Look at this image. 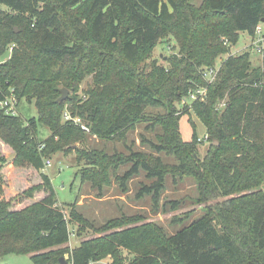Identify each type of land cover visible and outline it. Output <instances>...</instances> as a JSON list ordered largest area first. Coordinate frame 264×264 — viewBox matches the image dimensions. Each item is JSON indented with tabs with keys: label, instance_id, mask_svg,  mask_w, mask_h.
<instances>
[{
	"label": "trees",
	"instance_id": "16d2710c",
	"mask_svg": "<svg viewBox=\"0 0 264 264\" xmlns=\"http://www.w3.org/2000/svg\"><path fill=\"white\" fill-rule=\"evenodd\" d=\"M0 6V53L10 50L0 63V99L12 89L18 103L36 109L28 118L0 109V257L29 254L33 264L106 257L110 264H264V193L243 191L264 183L263 71L251 67L248 52L230 54L223 42L234 44L239 32L254 35L264 24V0H203L199 8L184 0H0ZM168 35L178 51L164 65L155 58L141 64ZM224 53L206 84L201 67ZM91 73L93 82L78 95ZM203 85L204 100L176 110L182 97ZM61 88L69 95L58 101ZM158 108L164 113L151 111ZM190 109L211 140L202 157L195 125L189 141L179 130ZM64 112L89 131L65 120ZM139 123L161 128L156 140L141 134L140 143L173 155L177 164L131 146L128 153L87 146L88 134L125 143ZM39 124L49 129L41 140ZM55 153L74 154L81 164L75 177L98 190L114 178L127 191V181L144 172L150 183H141L136 197L150 195L155 206L168 174L192 176L198 201L228 198L171 234L154 222L137 223L136 215L97 226L78 210L77 200L66 205L68 216L58 203L43 172L45 159ZM124 165L129 167L120 174ZM13 174L24 179L20 191ZM70 224L77 225L76 235L87 229L95 236L70 248ZM121 249L134 257L124 261Z\"/></svg>",
	"mask_w": 264,
	"mask_h": 264
},
{
	"label": "rangeland",
	"instance_id": "374dc122",
	"mask_svg": "<svg viewBox=\"0 0 264 264\" xmlns=\"http://www.w3.org/2000/svg\"><path fill=\"white\" fill-rule=\"evenodd\" d=\"M202 2L203 0H184V3L188 6L190 5L195 8H199ZM0 8L4 9L3 6H0ZM179 20L180 12L177 15L176 21ZM261 28L262 34L264 35V24H261ZM179 31L180 30H178V32ZM223 42L229 47L228 53L230 54L248 52L251 67L262 69L264 81V39L259 44L261 52H258L256 46L252 44V37L247 32H239L234 44H229L226 39H223ZM178 48L175 37L170 38L168 35L164 40L157 43V45L151 50L148 58L143 60L141 64L147 66L149 61L155 58L159 64L164 65L165 57L170 53H176ZM9 54V49L0 53V63L6 60ZM226 56L227 53L220 54L215 59L213 65L202 66V72L208 67H213L214 70H217L221 61ZM92 82L93 74L91 73L84 78L77 94L81 95V91ZM184 98L185 96L176 103V110L182 109L184 105H187L188 107L191 106L193 101H190L189 99L185 101ZM151 111H160L161 113H164V109L162 108L152 109ZM18 113L21 117L28 118L36 115V109L33 103L29 104L25 100H22L18 105ZM192 123L195 125L197 139L201 140V143L196 146V153L202 157L211 140L207 139V137L205 138V128L191 109L179 119L181 138L184 141L191 140ZM145 125V123H139L133 130L129 131L125 143L122 141L101 140L95 137V135L92 136L88 134L87 146L104 149L107 153H113L115 151L128 153V147L131 146L132 149L143 150L159 156L163 163L168 165L177 164V159L173 155L167 154L163 151H153L149 147L140 143L139 137L141 134L152 140L157 139L156 134H161L160 127L157 126L155 130H150V128H145ZM37 131V136L40 140L44 139L49 134V129L41 124L38 125ZM5 158L7 162H11V154L7 153ZM50 160L51 165L43 168V172L49 176L57 201L65 208V215L68 216V208L66 205L77 200L78 210L97 226L113 217L121 215H136L138 216L137 223L154 222L160 225L167 234H171L203 215L207 207L217 208L219 207L220 202L228 198L216 196L214 198H209L206 201H198V184L192 176H184L182 178L175 176L173 179L172 175L168 174L165 178V189L161 193L159 204L155 206L150 195H144L140 198L136 197V193L140 188L141 183H150V180L145 178L144 172L142 171L137 176H134L127 181V191H122L119 184L114 181V178H112L109 185L98 190L97 188L91 187L88 182L81 184L79 178L75 177V172L81 167V164L75 161L74 154L70 153L64 155L61 153H55L50 156ZM128 167L129 165H124L119 168L118 172L121 174ZM25 168L27 169L29 167L26 166ZM13 176H15V179H11L12 183L18 187L17 191H20L19 187L21 184H24V179L22 176L18 177L15 174H13ZM36 181L37 178L31 179L30 182L33 183ZM251 190L264 193V183L259 187L250 189L249 191H243L249 193ZM36 195V197H39L41 194L37 193ZM173 201H177V203L173 204ZM22 205L23 203H19L16 204V207ZM69 228L70 231L74 232V235L70 236L67 243L70 248L77 246L83 239L95 236L91 230L87 229L84 230L81 235H76V224H70ZM120 252L123 255L124 261H129L134 257V253L131 251L121 249ZM0 264H33V262L30 259L29 254L7 253L0 257ZM100 264H110V258L106 257L102 259Z\"/></svg>",
	"mask_w": 264,
	"mask_h": 264
},
{
	"label": "built area",
	"instance_id": "2783aa9c",
	"mask_svg": "<svg viewBox=\"0 0 264 264\" xmlns=\"http://www.w3.org/2000/svg\"><path fill=\"white\" fill-rule=\"evenodd\" d=\"M264 39V35L262 34V28L261 24H258L255 29H254V35L252 36V44H254L257 48L258 52H261L260 49V42ZM218 70V69H217ZM217 70H214L213 67H208L205 71H203V77L206 81V84H209L213 81L215 78ZM206 85L199 86L196 88H193L188 92V94L185 96L184 100L187 101L188 99L190 101H195V100H204L205 95H206ZM184 103V101H183ZM186 103V102H185ZM18 100L13 93L12 89L9 90L8 93H6L3 98L0 99V109L7 115H17L18 114ZM219 106H223V102L219 104ZM63 118L65 120L71 119L74 123L78 124L82 130L84 131H89V128L86 126L84 122L81 121L79 117H71L68 112H64ZM207 135H205V138ZM200 140V139H198ZM51 165V160L45 159L44 161V168L49 167ZM71 235H74L71 233ZM102 261L101 260H91L87 264H100Z\"/></svg>",
	"mask_w": 264,
	"mask_h": 264
},
{
	"label": "water",
	"instance_id": "95a60500",
	"mask_svg": "<svg viewBox=\"0 0 264 264\" xmlns=\"http://www.w3.org/2000/svg\"><path fill=\"white\" fill-rule=\"evenodd\" d=\"M60 91H61V95L58 98V101H62L64 99H66L67 96H68V90L66 88H61ZM215 144L217 145L218 142L216 141ZM62 264H66V262L65 261H62Z\"/></svg>",
	"mask_w": 264,
	"mask_h": 264
}]
</instances>
